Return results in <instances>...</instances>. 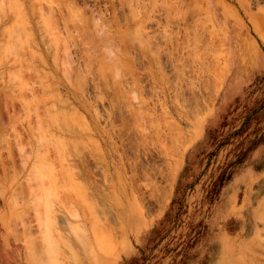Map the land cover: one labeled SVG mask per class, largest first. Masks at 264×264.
Here are the masks:
<instances>
[{"label":"rangeland","instance_id":"obj_1","mask_svg":"<svg viewBox=\"0 0 264 264\" xmlns=\"http://www.w3.org/2000/svg\"><path fill=\"white\" fill-rule=\"evenodd\" d=\"M0 5V264H264V0Z\"/></svg>","mask_w":264,"mask_h":264},{"label":"bare ground","instance_id":"obj_2","mask_svg":"<svg viewBox=\"0 0 264 264\" xmlns=\"http://www.w3.org/2000/svg\"><path fill=\"white\" fill-rule=\"evenodd\" d=\"M3 1V0H2ZM11 4V3H10ZM1 6V5H0ZM34 8V7H33ZM14 10V9H13ZM25 13V12H24ZM81 16V15H80ZM23 18V17H22ZM52 20V19H51ZM21 23V22H20ZM92 23V22H91ZM85 25V24H84ZM49 27V26H48ZM101 27V26H100ZM97 29V28H96ZM19 30V29H18ZM91 32V31H90ZM99 32V31H98ZM12 34H13V32H11ZM30 33H32V32H30ZM84 34V33H83ZM92 34V33H91ZM91 34H89V35H91ZM95 34V33H94ZM97 34H99V33H97ZM103 34V33H102ZM124 34V33H123ZM122 35V34H121ZM120 35V36H121ZM85 36V35H84ZM14 37V36H13ZM33 37V36H32ZM83 37V36H82ZM119 37V36H118ZM15 38V37H14ZM123 38V37H122ZM125 39V38H124ZM86 41V40H85ZM24 42V41H23ZM54 42V41H53ZM10 44V43H9ZM90 45V44H89ZM9 47V46H8ZM4 48V47H3ZM22 48H23V46H22ZM10 49V48H9ZM12 49V48H11ZM99 49V48H98ZM97 49V50H98ZM17 50V49H16ZM104 50V49H103ZM6 51V50H5ZM118 51V50H117ZM24 52V51H23ZM98 52V51H97ZM2 53H3V51H2ZM20 53V52H19ZM102 53V52H101ZM87 54V53H86ZM109 54V53H108ZM10 55V54H9ZM27 55V54H26ZM102 55V54H101ZM3 56V55H2ZM90 56V55H89ZM21 57H22V55H21ZM26 57V56H25ZM87 57V56H86ZM154 57V56H153ZM98 58V57H97ZM113 58V57H112ZM1 59V58H0ZM23 59H24V57H23ZM27 59V58H26ZM89 59H90V57H89ZM117 59V58H116ZM28 60V59H27ZM26 60V61H27ZM114 60V59H113ZM119 60V59H118ZM22 61V60H21ZM20 61V62H21ZM31 61V60H30ZM103 62V61H102ZM66 63V62H65ZM29 64V63H28ZM106 64V63H105ZM104 64V65H105ZM113 64V63H112ZM125 64V63H124ZM31 65V64H30ZM66 65H67V63H66ZM116 65V64H115ZM22 66V65H21ZM111 66V65H110ZM110 66H108V68L110 67ZM23 67V66H22ZM106 67V66H105ZM117 67H119V66H117ZM116 67V68H117ZM86 69V68H85ZM25 70V69H24ZM65 71V70H64ZM101 71V70H100ZM25 72V71H24ZM20 73V72H19ZM39 74V73H38ZM37 74V75H38ZM36 75V74H35ZM34 76V75H33ZM78 76V75H77ZM120 76V75H119ZM13 77V76H12ZM11 77V78H12ZM15 77V76H14ZM111 78V77H110ZM26 80V79H25ZM39 80V79H38ZM16 81V80H15ZM117 81V80H116ZM115 84V83H114ZM28 86V85H27ZM26 86V87H27ZM31 86V85H30ZM26 89V88H25ZM43 89V88H42ZM119 90V89H118ZM117 93V92H116ZM18 94V93H17ZM1 100V99H0ZM30 101H31V99H30ZM10 102H11V99H10ZM43 103V102H42ZM136 113H139V112H136ZM141 114V113H140ZM44 115V114H43ZM135 115V114H134ZM133 115V116H134ZM140 116V115H139ZM140 118H141V116H140ZM47 119V118H46ZM138 119V118H137ZM138 121V120H137ZM34 124H32L31 126H33ZM66 125V124H65ZM40 127H42V126H40ZM35 134V133H34ZM39 134V133H38ZM48 134V133H47ZM49 134H50V132H49ZM54 140V139H53ZM56 140V139H55ZM69 143V142H68ZM17 144V143H16ZM70 144V143H69ZM55 146V145H54ZM38 147V146H37ZM25 148V147H24ZM55 159V158H54ZM61 167V166H60ZM35 174V173H34ZM52 178V177H51ZM36 180V179H35ZM45 182V181H44ZM58 182V181H57ZM36 184V183H35ZM38 185V184H37ZM71 185V184H70ZM27 186V185H26ZM30 186V185H29ZM64 186V185H63ZM66 186V185H65ZM38 187V186H37ZM67 187V186H66ZM76 188V187H75ZM38 189V188H37ZM75 191V190H74ZM84 191V190H83ZM69 192V191H68ZM86 196V195H85ZM66 197V196H65ZM61 200V199H60ZM71 200V199H70ZM73 201V200H72ZM65 202V201H64ZM74 202V201H73ZM73 205V204H72ZM68 206V205H67ZM70 206V205H69ZM68 206V207H69ZM66 208V207H65ZM40 209V208H39ZM70 209V208H69ZM90 209V208H89ZM73 210V209H72Z\"/></svg>","mask_w":264,"mask_h":264}]
</instances>
